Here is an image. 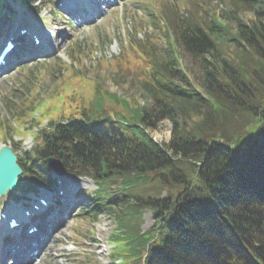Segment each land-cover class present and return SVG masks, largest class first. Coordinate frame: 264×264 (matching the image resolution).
Here are the masks:
<instances>
[{
  "label": "trees",
  "instance_id": "16d2710c",
  "mask_svg": "<svg viewBox=\"0 0 264 264\" xmlns=\"http://www.w3.org/2000/svg\"><path fill=\"white\" fill-rule=\"evenodd\" d=\"M229 1L253 19H223L206 4L200 15L167 6L166 25L153 15L143 40L132 35L121 57L93 63L117 85L128 83L121 94L98 71L90 79L76 69L77 51L66 83L81 76L93 88L68 96L72 114L56 106L41 114L50 123L25 165L46 166L45 156L62 150L68 173L96 181V213L84 217L114 221L112 259L122 264H264V0ZM182 55L197 64L202 93L183 81ZM136 82L147 106L130 94ZM164 120L173 125L167 143L151 134ZM147 211L155 225L144 232Z\"/></svg>",
  "mask_w": 264,
  "mask_h": 264
},
{
  "label": "rangeland",
  "instance_id": "374dc122",
  "mask_svg": "<svg viewBox=\"0 0 264 264\" xmlns=\"http://www.w3.org/2000/svg\"><path fill=\"white\" fill-rule=\"evenodd\" d=\"M145 1L132 0L131 8L122 4L121 7L119 5L112 10L109 9L93 23L78 29L74 26L69 27L62 12L60 14L57 12L58 14L54 16V9H57L54 5H40V15L36 16L33 13L25 14L18 6L16 0H6L9 8L2 10L0 13V31H11L17 28V22L20 25L21 21L26 23L25 18L36 17L42 21L44 20L43 24L47 28L53 27L56 30L60 48L53 51L52 56L48 59L22 62L17 69H12L0 76V121H9L10 123L16 121L14 118L15 113L19 111L18 109L23 105V102L28 104L29 101L36 99L47 100L55 88L56 93L60 91L63 93L58 99L47 100V106L58 105L57 112L60 111L62 97L65 98L67 103L68 96L72 92L76 93L78 91L79 95H87V92L93 88L94 81H88V79L77 76L71 82L66 83L72 70H68L57 80L53 77L58 73L57 71L59 70L57 69L64 70L65 65L69 64L70 53L78 44L85 47V49L91 48L92 45L94 47L92 55H90L91 59L89 57L85 59L84 57L83 60V69L86 75L92 77V73L98 71L105 78L104 85L107 89L118 94L124 93L128 83L120 81V85H117L112 78L107 77L108 69L102 67H99V69L94 68L92 62H97L103 58L112 59L119 55L121 56L123 50H127L129 47L126 39L131 33L140 32L137 35L142 39L144 34L148 33L147 29H149L148 20L151 17V13L148 8L151 12L153 11L152 13H161V17H163V14L159 5H163L164 1V5H169L173 9L176 8V11L185 9H182L185 6L183 0H151L152 4L149 5H146ZM205 4L211 14L223 17V19L227 18V14H231L234 21L242 19L245 22H249L254 17L253 12L247 11L244 7L241 10H239L240 8L236 10L229 0H188L189 9H195L196 14L199 15L202 13L201 6H205ZM11 19L16 20V22H13V26H9ZM160 43L162 45L165 44L163 39L160 40ZM180 58L186 69L183 81L193 84L198 92H203L195 61L187 55H182ZM139 88L140 86L136 82L135 86L130 89V94L139 93L140 104L147 106L146 98L142 96L143 91ZM54 97L57 98L58 96L53 95L52 98ZM73 104H76L75 108H78L77 103L74 102ZM73 112L74 109L72 107L65 108L67 116ZM48 118L52 119L53 117L49 116ZM20 123L21 121H17V124L20 125ZM26 127L30 129L31 126ZM38 129L40 128L38 127ZM38 129L36 128L34 131ZM172 131L173 125L171 121L164 120L158 125L156 131L151 134L155 140L167 143L172 138ZM33 132L27 133L24 138L25 144L21 150L16 148L18 154L22 155L23 152L33 148L35 144L34 139L33 141L31 139L34 136ZM0 135H4L2 127H0ZM11 140L17 141V138L14 136ZM9 143L11 144L12 142ZM69 182L74 183L70 184V186H74L79 190L93 192L96 189V186L91 181H84V179L78 183L79 185H76L77 183L75 184L71 180ZM16 198L20 199V195L16 194L15 196L4 198L0 209L10 208L7 203L15 201ZM68 204H71L70 200H68ZM71 209L72 212L67 219L53 228L52 236L48 240L43 253L39 255L36 261L29 264H108L109 253L107 245L114 224L113 220L102 214L98 217V220L91 222L79 216L82 212L79 207H71ZM144 215L145 224L142 228L143 231L148 230L155 224V219L150 212H146Z\"/></svg>",
  "mask_w": 264,
  "mask_h": 264
},
{
  "label": "water",
  "instance_id": "95a60500",
  "mask_svg": "<svg viewBox=\"0 0 264 264\" xmlns=\"http://www.w3.org/2000/svg\"><path fill=\"white\" fill-rule=\"evenodd\" d=\"M56 172L62 174L60 169L55 168ZM21 174V169L16 164V156L7 147L1 148L0 153V198L7 191L14 190L17 178Z\"/></svg>",
  "mask_w": 264,
  "mask_h": 264
},
{
  "label": "snow or ice",
  "instance_id": "6c2138e0",
  "mask_svg": "<svg viewBox=\"0 0 264 264\" xmlns=\"http://www.w3.org/2000/svg\"><path fill=\"white\" fill-rule=\"evenodd\" d=\"M100 0H77V3L81 4L85 8L97 6Z\"/></svg>",
  "mask_w": 264,
  "mask_h": 264
},
{
  "label": "bare ground",
  "instance_id": "6f19581e",
  "mask_svg": "<svg viewBox=\"0 0 264 264\" xmlns=\"http://www.w3.org/2000/svg\"><path fill=\"white\" fill-rule=\"evenodd\" d=\"M66 6L69 8V9H71V10H73V9H78V7H76L75 5H72L71 3H69V2H67L66 3ZM79 10V9H78ZM90 10H93L92 8H88L87 10H84L85 12H87V13H89V12H91ZM87 15V14H86ZM59 48V47H58ZM42 239H43V237H42ZM37 245H38V243H36ZM27 251V247H23V249H22V251H21V253H25ZM42 251H43V248H39V252L40 253H42Z\"/></svg>",
  "mask_w": 264,
  "mask_h": 264
}]
</instances>
